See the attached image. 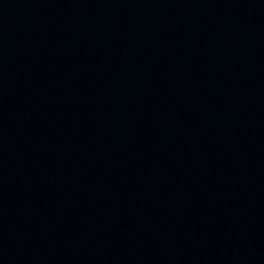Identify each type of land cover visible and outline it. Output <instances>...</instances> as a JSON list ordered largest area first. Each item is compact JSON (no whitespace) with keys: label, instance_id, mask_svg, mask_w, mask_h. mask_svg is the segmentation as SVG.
<instances>
[{"label":"water","instance_id":"95a60500","mask_svg":"<svg viewBox=\"0 0 264 264\" xmlns=\"http://www.w3.org/2000/svg\"><path fill=\"white\" fill-rule=\"evenodd\" d=\"M119 39L264 86V0H42Z\"/></svg>","mask_w":264,"mask_h":264}]
</instances>
